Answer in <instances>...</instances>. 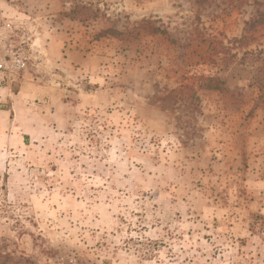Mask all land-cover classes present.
<instances>
[{
  "label": "rangeland",
  "instance_id": "1",
  "mask_svg": "<svg viewBox=\"0 0 264 264\" xmlns=\"http://www.w3.org/2000/svg\"><path fill=\"white\" fill-rule=\"evenodd\" d=\"M1 7L0 264H264V0Z\"/></svg>",
  "mask_w": 264,
  "mask_h": 264
},
{
  "label": "trees",
  "instance_id": "2",
  "mask_svg": "<svg viewBox=\"0 0 264 264\" xmlns=\"http://www.w3.org/2000/svg\"><path fill=\"white\" fill-rule=\"evenodd\" d=\"M156 33L164 35L165 32L161 31L160 29L156 30ZM213 80L208 81V85L205 87L206 90L208 91H220L222 90V86L221 83L220 84H212ZM264 91V85L262 86V89H260V91ZM264 96V92L262 97ZM249 228L250 231L253 234H258L261 236V238L264 240V216L258 214V215H254L252 217L251 222L249 223Z\"/></svg>",
  "mask_w": 264,
  "mask_h": 264
},
{
  "label": "built area",
  "instance_id": "3",
  "mask_svg": "<svg viewBox=\"0 0 264 264\" xmlns=\"http://www.w3.org/2000/svg\"><path fill=\"white\" fill-rule=\"evenodd\" d=\"M1 5H2V0H0V22L1 21H4V18H3V14H2V7H1Z\"/></svg>",
  "mask_w": 264,
  "mask_h": 264
}]
</instances>
